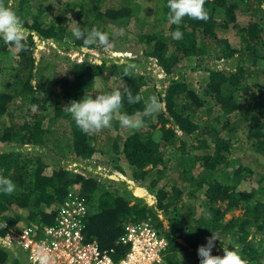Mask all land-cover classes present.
Segmentation results:
<instances>
[{
  "label": "trees",
  "instance_id": "16d2710c",
  "mask_svg": "<svg viewBox=\"0 0 264 264\" xmlns=\"http://www.w3.org/2000/svg\"><path fill=\"white\" fill-rule=\"evenodd\" d=\"M46 1L14 3L29 30L23 50L0 42V55L12 57L5 68L0 67V74L8 77L0 88V143L11 145L0 151V169L17 184L12 195H0V241L11 230L41 232L55 221L58 207L75 187L74 192L87 204L86 239L95 240L104 250L112 249L116 260L126 250L119 242L124 226L143 221L158 228L167 240L157 264H200L189 260L192 252L188 249L196 255L213 233L218 237L213 255L235 247L247 264H264V24L260 28L252 18L264 14V0H206L209 19L185 17L179 26L180 39L172 38L178 26L167 20V0H157L161 10L151 24L139 15L135 0H69L81 27L106 33L109 25L122 26L124 35L113 41L126 39L141 47L142 57L155 60L160 67L168 81L165 89L161 79L160 86L147 73L124 75L123 68L135 60L129 54L105 58L102 53L107 46L98 49L75 40L72 16L59 13L47 23ZM245 14L252 16L243 25L238 20ZM164 23L168 26L162 28ZM231 29L240 34L244 48L231 47L227 37ZM43 42H61L64 51L75 49L84 55L77 61L55 50L64 64L48 70L40 59L36 62L35 49ZM210 52L218 59L233 57L231 68L203 67V56ZM91 54L98 58L96 62L88 59ZM189 60L203 69L206 82L202 88L184 78ZM43 74L51 75L49 82ZM110 78L142 96L140 103L132 105L125 98L121 111L142 110L149 87L163 107L145 118L153 120L145 132L128 130L121 143L117 136L106 134L109 146L102 150L92 135L76 126L66 106L86 94L95 98L96 93H104L94 91V86ZM16 99L18 104L11 110L10 103ZM66 119L71 124L67 130L63 127ZM27 145L40 151L32 154L24 149ZM247 149L252 156L244 164L240 154ZM49 151L57 157L52 164ZM98 153L109 154L108 161L119 172L127 168L135 183L154 193L156 202L150 205L135 197L124 180L109 184L57 163L70 158L93 160ZM224 203L226 208H221ZM239 205L245 209L243 216L226 221L229 209ZM20 251L16 244L0 243V264H27L26 253L22 251L23 257Z\"/></svg>",
  "mask_w": 264,
  "mask_h": 264
},
{
  "label": "rangeland",
  "instance_id": "374dc122",
  "mask_svg": "<svg viewBox=\"0 0 264 264\" xmlns=\"http://www.w3.org/2000/svg\"><path fill=\"white\" fill-rule=\"evenodd\" d=\"M17 0H14V3H16ZM33 2H36V0H31ZM37 3V2H36ZM135 3H137L139 5V15L142 16L148 23L151 24V22H153L154 20H156V18H159V14L158 12L161 10V6L158 3L157 0H135ZM45 5H48L49 8L47 9L46 15H45V19L46 22H50L51 18L53 17V15H58L59 13H63L65 14V16H69L71 18L70 23L71 25H74V21L77 22V18H76V9L72 8V6L69 3V0H48L46 2H44ZM262 6H264V2L262 4ZM239 14V13H238ZM252 15L249 14H245V15H241L239 17V22L243 25L246 24V20L248 18H251ZM253 21L257 22L258 26H260L261 28V24H264V14L262 12H260L259 14H257L256 16H253ZM118 22V21H117ZM168 26L167 23L162 24V28ZM122 28V26H120L118 23L116 24H112L109 25V28H107L106 33L107 32H114L117 33L119 32V30ZM124 30V29H123ZM125 32V30H124ZM227 37L228 40L230 41L231 47H235L237 49L240 48H244L246 45L244 43V40L240 37V34H236L234 33V30L231 29L228 31L227 33ZM131 41V40H130ZM52 43V44H51ZM63 44L61 42H43L41 45H39L38 48L35 49V55H36V62L39 63V59L40 61H42V64H44L45 66L43 68H46L48 70H51L52 66H56L57 69H59V64H64V60L61 61L59 59L56 58L55 56V50L56 52H59L60 54L64 55V54H68L71 56V59L75 58L78 61L81 60V58L83 57L84 53L83 52H79L75 49L72 50H68V51H64L61 46ZM135 44H132V42H128L126 39H118L116 41L111 42V46L106 48V51L103 54V56L105 58L108 57H113V58H121L123 56H125V54H129L127 57H132L135 58L134 62L137 65L136 68V72H140V73H147L149 75H151L154 79V81L156 80V83L160 84L159 79L162 80V86L165 89V87L168 84V81L165 79L164 74L162 73V71L160 70V67L158 66V64L156 63L155 60H145L142 57V51H141V47L137 48L134 46ZM98 49L100 48L99 46H96ZM248 51V49H247ZM100 54V53H99ZM216 54V53H215ZM11 54H4V55H0V67L1 68H5L7 66V63H10V58H12L10 56ZM40 55H44V57H40ZM217 55V54H216ZM216 55L211 54V52L209 54H206L203 56V60L201 62L202 66L204 67L206 64L210 65V66H216L218 68H231L232 63L234 62L233 57H229V58H225V59H218L216 57ZM237 56V55H236ZM42 58V59H41ZM88 59L92 60L93 62H96L98 60V58H96L95 56H93V54L89 55ZM56 60V64H54ZM138 64H141L138 66ZM189 67H187V69L185 70L184 73V78L186 80V82H188L189 84H191L192 86H194L195 88H202V86H204L205 82H206V78L205 76H203L204 72L202 67H198L196 68L195 66V62L194 60H189L188 61ZM261 69L264 70V61H261ZM194 67L196 69H194ZM14 70V69H13ZM5 72V70L3 71V73ZM12 71H10L9 73H11ZM8 73V74H9ZM58 73V72H57ZM59 74H61L59 72ZM39 76V75H38ZM49 76L51 75H46L43 74L41 75V77H43V79L45 80V82H49ZM263 79H264V73H263ZM8 77L7 75L4 74H0V88L5 86L4 83L7 81ZM42 79V80H43ZM36 79H32V83L35 82ZM43 80V81H44ZM261 82V81H260ZM159 86V85H158ZM161 86V84H160ZM116 88H120L121 90H123L124 86L123 83H121V81L119 80H115L114 78H110L108 81H104L101 82L100 84H96L94 86V91H99V90H104V93L110 92L113 89ZM259 92H262L260 90H258ZM104 93H96L98 94H104ZM147 93V97L146 100L155 95L156 96V91H152L151 87H149L146 91ZM18 104V99L15 100V102L10 103V108L11 110L14 109L16 107V105ZM50 114H52V110H50ZM4 121L7 122V116L4 115ZM203 119L205 118V115L202 117ZM64 125L63 127L66 128V130L69 128V124L68 120H64ZM118 120H113L112 122V126L115 122H117ZM153 120H145L144 122V126L142 128L139 129V131H147L148 129H150V124L152 123ZM110 127V128H106V129H102L98 132H90L89 134L92 135V137L94 138L93 142H97V147L100 145L102 146V150H108V144H107V140H108V133L114 136H117V140L119 141V143L122 142L124 136L127 134V132H129V129H125L122 128L120 126V124H116L117 127ZM122 129V130H121ZM129 130V131H128ZM107 132V133H105ZM119 133V134H117ZM107 134V135H106ZM239 136H241V134H239ZM235 144H239V142H235ZM11 145L10 144H5V143H0V151H2L3 147L9 148ZM24 149H29L32 154H35L37 152H39V148L38 147H33L31 145H27L24 146ZM39 150V151H38ZM49 153V162L52 164L53 161L57 160V157L55 155V153H52L51 151L48 152ZM68 154V152L66 153ZM244 157L243 162H245L244 164H247L246 162H248V160H251L250 156H252V154L250 153V151L247 149L246 151L242 152L241 154ZM109 156V154L107 155ZM107 156L105 154L100 155L99 153L96 154L93 158V160H88V159H80L77 158L75 159H71L70 156H68V160H66L65 162H61V161H57V163L59 164H64L65 167H67V169H73L74 171L80 172L84 175H89L88 173L95 175L94 169H93V165L96 164V162L98 163L99 166H103V171H104V177L101 178L102 181H105L106 183L109 184H115L117 185L119 183V181L124 180L126 186L131 189L133 191V194L135 195V197H141L145 200V202H147L148 204L152 205L156 202V198L153 192L149 191L145 186L142 187L140 185H138L137 183H135L132 178L130 177V172L127 170V168H125V170H123L124 172H119L117 169L114 168L113 164L110 163L107 159ZM249 156V157H248ZM254 156V155H253ZM51 169H48V172H50ZM75 188H70L71 190H74ZM140 190L143 193H139ZM221 208H226L225 203L224 204H220ZM244 207L242 205H239L238 207L235 208H231L229 209V211L227 212L226 216H225V220L228 221L229 219L233 218H241L244 214ZM160 219H163V215L159 214ZM164 224H166V219L163 220ZM264 242V241H263ZM262 246H264V243L262 244ZM190 252H192L189 256V260L192 262H199L200 260L198 259V254H193V250L191 248L188 249ZM21 255H23V257L25 256L24 252L20 251ZM27 264H29L27 262Z\"/></svg>",
  "mask_w": 264,
  "mask_h": 264
},
{
  "label": "clouds",
  "instance_id": "9594fccd",
  "mask_svg": "<svg viewBox=\"0 0 264 264\" xmlns=\"http://www.w3.org/2000/svg\"><path fill=\"white\" fill-rule=\"evenodd\" d=\"M205 4L206 0H167V20L170 24L178 26V29L172 33L173 39L182 37L179 26L185 17L201 21L209 19V11ZM74 24L75 26L71 28V34L75 40L81 41L83 46L110 47L116 36L124 35L123 29L110 35L95 27L89 30L86 27H81L75 21ZM28 35L29 30L26 22L16 11L14 0H0V42L5 46L11 45L15 50H23ZM136 68L135 63L129 62L123 68L122 73L131 76ZM125 98L129 105L138 104L142 101V96L140 94L133 95L129 88L125 87L123 90L116 88L110 92L98 94L95 98L92 94H86L78 101L73 100L70 105L66 106V110L76 126L87 134L110 128L113 120H118L122 128L134 132L144 126L145 118L159 113L163 107L158 97L153 95L144 101L142 110L128 114L121 111ZM103 170V166L99 165L94 169L95 175L99 179L104 177ZM16 190L17 184L14 180L0 169V195L10 196ZM217 238V235L213 233L211 237L207 238L205 244L198 247L197 254L200 258V264H247V261L235 247H225L222 255H213Z\"/></svg>",
  "mask_w": 264,
  "mask_h": 264
},
{
  "label": "built area",
  "instance_id": "2783aa9c",
  "mask_svg": "<svg viewBox=\"0 0 264 264\" xmlns=\"http://www.w3.org/2000/svg\"><path fill=\"white\" fill-rule=\"evenodd\" d=\"M74 191L68 192L55 221L44 225L41 232L11 230L0 243L18 245L29 264H157L162 260L167 240L149 222L124 226L119 242L126 250L117 260L112 249L104 250L95 240H87L83 233L87 204Z\"/></svg>",
  "mask_w": 264,
  "mask_h": 264
}]
</instances>
